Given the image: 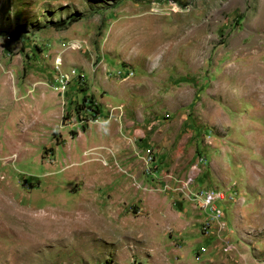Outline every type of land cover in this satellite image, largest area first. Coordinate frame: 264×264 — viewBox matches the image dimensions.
<instances>
[{"label": "rangeland", "instance_id": "1", "mask_svg": "<svg viewBox=\"0 0 264 264\" xmlns=\"http://www.w3.org/2000/svg\"><path fill=\"white\" fill-rule=\"evenodd\" d=\"M0 264H264V0H0Z\"/></svg>", "mask_w": 264, "mask_h": 264}, {"label": "trees", "instance_id": "2", "mask_svg": "<svg viewBox=\"0 0 264 264\" xmlns=\"http://www.w3.org/2000/svg\"><path fill=\"white\" fill-rule=\"evenodd\" d=\"M75 21V19H69L65 22H61L59 24H54L53 27H56L57 29H60V27L63 29V28H66L67 26H69L70 24H72L73 22ZM73 134V133H72Z\"/></svg>", "mask_w": 264, "mask_h": 264}, {"label": "built area", "instance_id": "3", "mask_svg": "<svg viewBox=\"0 0 264 264\" xmlns=\"http://www.w3.org/2000/svg\"><path fill=\"white\" fill-rule=\"evenodd\" d=\"M204 199H205V203H210L212 201L213 197H212V195L210 193H207L205 195Z\"/></svg>", "mask_w": 264, "mask_h": 264}, {"label": "bare ground", "instance_id": "4", "mask_svg": "<svg viewBox=\"0 0 264 264\" xmlns=\"http://www.w3.org/2000/svg\"><path fill=\"white\" fill-rule=\"evenodd\" d=\"M209 204V203H208ZM23 255V254H22Z\"/></svg>", "mask_w": 264, "mask_h": 264}]
</instances>
